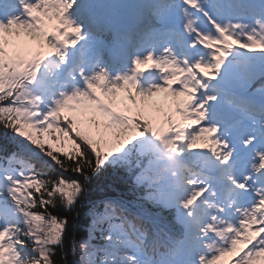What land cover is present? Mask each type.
<instances>
[{"label": "snow or ice", "instance_id": "obj_1", "mask_svg": "<svg viewBox=\"0 0 264 264\" xmlns=\"http://www.w3.org/2000/svg\"><path fill=\"white\" fill-rule=\"evenodd\" d=\"M18 2L0 21V150L15 149L0 164V264L264 262V0H163L178 40L111 82L63 72L83 39L75 0ZM225 2L255 14L225 18ZM102 174L111 191L78 237Z\"/></svg>", "mask_w": 264, "mask_h": 264}, {"label": "rangeland", "instance_id": "obj_2", "mask_svg": "<svg viewBox=\"0 0 264 264\" xmlns=\"http://www.w3.org/2000/svg\"><path fill=\"white\" fill-rule=\"evenodd\" d=\"M95 1L96 0H89V3L94 4ZM97 1L103 6V12H104V15L107 19H110V17H111V18H113V20L116 21V17L112 11L113 8L118 9V10H122L124 12L123 15H125V13L128 10H130L129 15L125 16V18H126L125 22H123V20H121L124 24H127L126 22L128 20L133 19L134 17H136V15L139 14V17H137V21H140V18H142V19L145 18L146 21L149 22L148 23L149 28H152V27L158 28L159 26H161L162 22H166L167 24L175 25L176 28L178 29V32L180 31L182 21H181L180 15H179L178 7H176V6H172L170 9V10H173V9L177 10V11H174L173 16L171 15L170 18L167 16H164L161 19V16H160L161 13L160 12L166 7V5L161 2L162 3L161 9L158 8V4H157L158 0H153L152 3L145 5V7L142 8L140 11H137V9L135 8L138 5L137 4L138 0H97ZM10 4H13L15 6V9H12V11H11L10 9L13 7L8 5L7 7H3V10L8 11V12L10 11L11 12L10 17L20 15L21 14V6H20V3L18 2V0H10ZM78 6H79V2H77V0H75V3L73 4L70 11H75V18L77 21L76 26L79 27L80 25L84 24L83 22H84V19H86V15H85V13H79V11L76 10V8ZM220 8H221L220 14L223 15L225 18H228L229 16L236 18V17H239L241 15L250 16V13H248V12L238 11V6L236 4H233V3L225 2L222 5H220ZM14 10H18L19 12H17L15 14ZM157 11H159V12L156 14L155 12H157ZM123 15H121L120 17H122ZM160 20H161V23H159ZM118 21H120V19ZM119 24H120V22L117 23V25H119ZM134 24H136V23H134ZM139 24L142 25L141 23H139ZM111 33H112V30H111ZM90 36H93V35L90 34ZM95 38L98 40V42L95 44L97 49L101 51L100 48H102L104 50L105 49V43H107V39L104 38L103 35L102 36H95ZM116 45H118V43H116ZM150 51L153 52L152 48H150ZM139 53H140V51L136 50V52L133 54V58H138ZM100 66L106 71V67L104 65L100 64ZM123 67H124L123 75L131 74L132 64H131V62H129V60H127L126 65H124ZM82 68H84L86 71H88L89 65L83 66ZM63 72L66 74V72L64 70H63ZM117 74L120 75L121 73L118 72ZM123 75L121 74V76H123ZM142 75H144V80L146 82V80L149 78V73L145 72ZM155 79H158V78H155ZM140 81H141V78H139V76H138L137 77L138 87L140 90H143L145 86H143ZM192 167L195 168L197 166L193 164ZM229 259H231V258L230 257L222 258V261L220 262V264H227V261ZM258 264H264V262H258Z\"/></svg>", "mask_w": 264, "mask_h": 264}, {"label": "bare ground", "instance_id": "obj_3", "mask_svg": "<svg viewBox=\"0 0 264 264\" xmlns=\"http://www.w3.org/2000/svg\"><path fill=\"white\" fill-rule=\"evenodd\" d=\"M139 1H140L139 2L140 7L144 6L145 3H147V0H139ZM8 5L12 7V4H10V0H0V8ZM90 8H92V11L90 10ZM78 10L81 11L83 10L87 14L88 17L87 22L92 24L79 26L81 28V36L83 37V39L79 41L77 47L74 50L70 51L68 57V64L64 67V69H66L67 71L74 70L77 67L86 66L87 65L86 62H87L89 65L88 71L89 72L96 71L101 68L98 62H101L100 58H103V60L107 64V70L111 73V74H107L108 80L109 82H111L113 79H115V77H117V74L115 73L120 70L119 65L110 61V58L112 55H114L115 50L110 49L106 54V56H103L100 53H95V49L93 47L94 37L90 36V34L95 35L101 33L105 26L104 15L101 11V8L100 6L95 7L86 2V4L79 7ZM115 13L117 15L121 14L120 11H115ZM74 17L75 14L69 12L68 18L72 20V22L76 25L77 22ZM145 24L146 22L143 21L140 30L133 29L131 26H129L126 27L125 30H120L118 32V36L123 40H125V42L128 45L127 49H121L122 52L125 51V53L130 54L133 51V48L137 47L132 45V40L135 39L138 41L139 48L141 50L140 52L141 58H143L145 55L148 54L145 46L141 43L143 42L146 44L147 43L146 40H148L146 38L147 30ZM165 35L166 34L161 33L160 35L157 36L156 39H160L159 41H161L165 37ZM150 74L152 75V73Z\"/></svg>", "mask_w": 264, "mask_h": 264}, {"label": "trees", "instance_id": "obj_4", "mask_svg": "<svg viewBox=\"0 0 264 264\" xmlns=\"http://www.w3.org/2000/svg\"><path fill=\"white\" fill-rule=\"evenodd\" d=\"M3 137H4L3 131H0V141L3 140ZM13 151H15L14 148H9V150L7 152L0 150V161H5L3 159V157L11 155ZM0 164H3V163L0 162ZM36 167H37V170L41 169V165L38 163L36 164ZM53 171L58 173L59 169H56L53 166ZM49 174L51 175L52 173H49ZM65 175H67V174H65ZM109 185H110V180H109V177L107 176V174H102L99 178H97L96 180L93 181V184L91 185L92 191H91L88 199L82 201L83 207H80L76 210V211H79V213H80V218L78 220V227L76 230L78 237L86 234L85 229L87 228V226L90 222V218L87 217L85 214L91 208L93 202L98 201V199L105 192L111 191V188L109 187ZM55 211L59 215L69 217V219H71V216L75 214L74 212L73 213L65 212L63 209H58ZM69 231L71 232V229H69ZM56 259H57L58 264H59V261H60L59 254L57 255Z\"/></svg>", "mask_w": 264, "mask_h": 264}]
</instances>
